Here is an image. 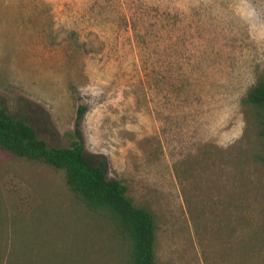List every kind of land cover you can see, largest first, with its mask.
Listing matches in <instances>:
<instances>
[{
    "label": "rangeland",
    "instance_id": "rangeland-1",
    "mask_svg": "<svg viewBox=\"0 0 264 264\" xmlns=\"http://www.w3.org/2000/svg\"><path fill=\"white\" fill-rule=\"evenodd\" d=\"M263 72L264 0H0V108L48 147L77 132L153 214L157 264H264L243 102ZM126 247L62 171L0 150V264H125Z\"/></svg>",
    "mask_w": 264,
    "mask_h": 264
},
{
    "label": "trees",
    "instance_id": "trees-1",
    "mask_svg": "<svg viewBox=\"0 0 264 264\" xmlns=\"http://www.w3.org/2000/svg\"><path fill=\"white\" fill-rule=\"evenodd\" d=\"M244 104L253 118L262 139L264 151V72L248 89ZM83 109L78 110L77 119ZM77 123V122H76ZM70 147H48L40 140L25 119L17 118L0 108V150L16 158L47 165L62 171L72 195L89 211L101 213L116 227L126 243L125 264H157L154 255L156 225L153 214L134 206L126 196V188L105 176V162L92 166L83 151L79 134ZM264 164L262 156H255Z\"/></svg>",
    "mask_w": 264,
    "mask_h": 264
}]
</instances>
